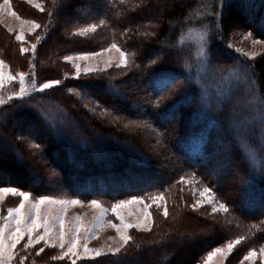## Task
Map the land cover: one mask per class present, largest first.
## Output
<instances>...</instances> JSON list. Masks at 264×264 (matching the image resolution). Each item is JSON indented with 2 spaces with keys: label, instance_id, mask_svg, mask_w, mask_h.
I'll return each mask as SVG.
<instances>
[{
  "label": "trees",
  "instance_id": "obj_1",
  "mask_svg": "<svg viewBox=\"0 0 264 264\" xmlns=\"http://www.w3.org/2000/svg\"><path fill=\"white\" fill-rule=\"evenodd\" d=\"M50 5L51 28L47 35H39V53H43L39 66L89 52L91 45L73 42L64 34L66 25L100 21L118 33L123 48L136 55L138 66L119 79L73 83V89L88 92L107 109L104 123L89 118L82 105L63 97L61 90L39 101L35 97L31 108L20 102L0 108V145L6 150L4 155L0 151V186L118 202L166 191L182 176L195 174L214 188L236 218L222 224L186 216L195 224L184 228L177 224L179 218L177 226L168 227L161 238L138 245L124 256L88 264H199L212 249L236 235L251 233L255 244H264V180L258 181L250 172L229 123L217 116L207 118L203 91L183 69L190 47L178 43L186 27L208 20L220 23L224 34L251 33L264 41V0H224L222 7L218 0H126L123 4L120 0H52ZM205 6L211 7V16L195 22ZM0 38L3 43L9 41L11 55L15 41L2 32ZM219 48L212 43L211 51ZM13 65V69L18 66L16 61ZM46 69L53 75L57 71L50 65ZM255 71L264 90V56ZM169 81H175V87L168 88ZM50 106L55 113L51 117L62 123L59 127L45 117L43 111ZM128 122L147 125L136 130ZM68 124H75V133L88 141L79 144L71 136L73 140L64 144L63 138L58 139L60 128ZM127 125L133 130L125 129ZM115 144L123 150H114ZM122 144L134 149L127 151ZM31 145L38 150L30 151ZM200 224L212 232L210 237L178 239L192 234Z\"/></svg>",
  "mask_w": 264,
  "mask_h": 264
},
{
  "label": "rangeland",
  "instance_id": "obj_2",
  "mask_svg": "<svg viewBox=\"0 0 264 264\" xmlns=\"http://www.w3.org/2000/svg\"><path fill=\"white\" fill-rule=\"evenodd\" d=\"M2 3L3 0H0V4ZM50 3H52V0H11L13 11H16L18 15L26 20H33L39 23L41 27L36 29L35 32H30V26L27 24L24 25L25 39L23 42H19L15 40V35L19 33L21 27L19 21L10 15H5L3 18H0V31L2 34H7V36L9 35L15 41L13 49H11V55H9V41L7 43H3L2 39L0 38V59L4 60V62L8 65V67L4 69L6 81L8 73L15 75L17 73L24 72L27 74L26 80L31 81L33 78H35L37 84L48 80H60L61 84L51 90H45L43 93L35 92L26 100L13 98L9 103L0 106V108L3 109L5 106L9 107L13 105L14 102L24 103V107L31 108V105L35 101V97H37L39 101L40 97L46 96L48 94L52 95L57 90H61L63 97L69 98L76 104H81L82 106H80L83 108V111L89 118H97L96 121L104 123L105 118L109 116L107 109L103 108L101 103L89 95L88 92L82 91L80 89L79 91L77 89H73V83H89L95 82L99 79L113 80L125 77L129 72L137 68L138 65L136 55L132 57L135 61L134 65L127 70L118 69L115 67L116 59L119 56V53H117L115 50H113L111 53H107L104 56H97L89 60L68 62L63 58L55 63L50 62L48 64L45 63L42 64V66H39L38 62L40 59H42L43 53H39L40 48L37 43L35 54H33L31 51V44L37 42V38H39L40 34L44 33L47 35V31H49L51 28L52 16L49 10L51 7ZM35 4H40L44 8V11L41 12L38 8L34 7ZM209 7L210 6H205L202 7V9L200 8L199 12L203 11L202 14L196 16V18L193 20L197 22L199 21L200 17L207 19V17L211 16V7ZM217 19H219V17H217ZM213 24L214 21L211 23L208 20L206 22L199 23V25L192 24V26L190 25L185 28L184 33L179 38L178 43L179 46H185L187 48L190 47V56L187 61L184 62L185 64L183 69L185 71L188 70L187 72L189 74L190 80L195 81L203 91V104L205 103L206 105L207 118L208 116H217L221 118V120H224V122L229 123V132L231 133L233 139L242 148L243 157H245L249 163V167L251 169L250 172L254 174L258 181H262L264 180V90H262L260 83L257 80L255 65L258 60L264 56V43L254 44L253 40L257 38H255L253 35L245 39L249 33L230 32L224 34L222 31L218 32L216 25ZM84 26L87 25L73 23H67L66 25L67 28L65 29L64 34L69 37L71 41L91 45L89 52H80L73 54L72 56L84 53L99 52L108 47V45L113 41L123 47L124 43L119 39L118 33L109 29L106 23L98 27L95 33H89L87 37L73 35L74 32L78 31L79 28ZM8 28H12L14 31L9 33ZM190 29L200 32L206 30L208 32V41L203 57L199 55V38L195 31L192 35H189ZM181 41H183V43H181ZM214 42L218 43L220 48L219 50L214 49L211 51L212 43ZM21 44L28 48L29 51L22 54L20 51ZM229 45H231V47H229ZM235 49H240V52H236ZM244 52L257 53L258 55H256V58L253 60L242 55ZM12 53L17 55V60L14 59ZM216 55H221V59L220 56H218V62H216L214 59L217 57ZM109 56L113 59V66L104 70V61L108 59ZM14 61H16L18 64L16 69L12 68L15 66L13 65ZM226 61L227 64H225ZM72 63H79L81 66V73L78 79L76 78L75 69L72 67ZM49 65L52 68L57 67L55 75L49 74V71L46 69L49 67ZM89 65L101 69V71L85 74L84 69ZM51 77H53V79H51ZM43 79H45V81H43ZM253 81L255 83H253ZM18 90L19 86L15 81H13L11 84L6 82L3 95L5 98H7L9 94ZM64 105L67 107L68 104ZM43 112H45V117L52 118L50 121H52L55 126L59 127L60 124H62L56 118L51 117V115L55 114L51 106L45 109ZM127 124L131 125L133 128H136V130L139 128V125H141V127H144V124L147 125L146 123L143 124L140 122H128ZM128 125L124 128L127 130H133L130 129V126ZM74 126L75 124H68L63 126L65 127L64 129L61 127L58 139L63 138L64 144H69V140H73L71 139V136H75L74 139H78L79 144L87 142L88 140H86L82 134L78 133V131L75 133V128H73ZM110 126L112 127L111 124ZM145 128L147 129L148 127ZM84 134L86 137H88L86 133ZM93 139L96 140L95 142L98 144H101V142L98 141L96 137L93 136ZM100 140L102 141V139ZM81 141H83V143H81ZM36 146L37 145L28 146V149L30 151H37L38 148ZM122 146L128 148L127 151L134 149L131 146L128 147L124 146L123 144ZM115 147L116 149L114 150H120V152L123 150L119 148L117 144H115ZM4 148V145H0V151L3 155L5 154L4 152H6ZM184 176H187L189 179L193 178L192 175ZM203 185L204 184L201 183L200 185H196V187L199 188ZM193 191L194 189L192 185L178 184L176 182L166 191L159 192L164 193L166 196V204L169 211L168 217L165 218L161 211L158 210L157 205L152 204L151 207L147 209V211L151 213L152 231L143 232L138 231L135 228L129 229L128 235L132 237V239L129 241V244L124 249H122L118 256H124V254L127 252L136 249L138 245H141L147 241L161 238L164 234H166L168 227L170 228L177 226L174 223H176L179 218H181V223L177 224H179V227L181 228H184L183 226H187L189 224H195L191 219L188 222L186 216H201L203 219L212 220L222 224H226L228 222L233 223V221L236 220L234 214L231 213L230 210L226 214L216 213L214 215L210 214L211 209L208 205H204L198 210H193L189 205H191L198 196V193L197 196H194ZM32 194L35 197L49 196L57 199H78L68 195L67 193H63V191L55 193V195ZM220 199L223 200L222 198ZM81 201L84 202L83 207L70 206L66 209L64 216L66 223H75V217L80 216L82 218L81 222L86 227L95 224V217L98 214V210L92 209L88 206L90 201ZM99 201H101L105 207H110L112 204L116 203L105 200ZM16 203V198L10 196L6 197L4 203L0 204V215H6V208L9 206H15ZM146 203H149V201H146ZM159 204L161 207H163L165 201H160ZM60 211V207L57 206L54 209V214H57ZM119 211L126 224L136 223L137 219L143 215L144 205L131 204L126 208L119 209ZM181 214H183V217H181ZM105 219L110 220L117 225L120 223L111 212L108 213ZM196 228L199 230L196 229L193 232L194 234L192 233L184 236L182 235L178 239L185 241L188 239L193 240L195 238H208L211 236L212 232L210 230L204 229L201 224ZM95 232L96 234L90 240V242H88L87 247L89 249H104V254L101 256L97 257L92 255H83V243L86 232L85 230H81V244L77 246L76 251L78 255L76 256H73L71 253H69L62 259H54V257L61 256V250L59 248L47 247L44 245L43 241L24 252L22 251V248L24 242L27 240V237H25V241H22L21 244L17 246V251L20 252V256H17L16 260H14L12 264H19L20 258L25 255L27 256V259L24 260L23 264H88L98 259L117 257L108 253L109 247L115 248L120 246L122 243L119 234L111 226V224L101 222L97 225ZM237 238H242L241 243L235 245L232 252L227 256L226 259L223 255H217L213 257L211 261H206L205 258L207 255H205L199 264H221V261H223V264H264V254H262L260 251L261 248H264V244H255V240L251 238V233L248 236L236 235L230 240ZM41 247L44 248V251L40 252L39 255H36ZM66 248L67 245L65 246V250ZM253 249L256 251V256L252 259L245 260L244 256ZM133 264L140 263L136 262Z\"/></svg>",
  "mask_w": 264,
  "mask_h": 264
},
{
  "label": "snow or ice",
  "instance_id": "obj_3",
  "mask_svg": "<svg viewBox=\"0 0 264 264\" xmlns=\"http://www.w3.org/2000/svg\"><path fill=\"white\" fill-rule=\"evenodd\" d=\"M126 0H120V3H125ZM224 0H218V5L223 6ZM34 7L38 8L41 12L44 11V8L40 4H35ZM215 10L213 15L215 16ZM5 15H10L15 17L20 23L19 33L15 35V40L23 42L25 39L24 34V25H29V31L35 32L36 29H39L41 25L33 20H26L17 14L16 11H13L11 0H3V3L0 4V18H3ZM215 22V21H214ZM104 21L99 23H91L87 26L79 28L78 31L74 32L73 35L80 37H87L89 33H95L97 28L102 26ZM217 31H221L220 23H216ZM14 30L8 28V32L12 33ZM195 31L196 35L199 38V55L204 56L208 41V32L189 30V35H192ZM147 35V34H145ZM252 34L249 33L245 39L249 38ZM39 38L37 42L31 44V51L35 54L37 43H39ZM183 43V41H181ZM254 44H261L264 41L260 39H254ZM231 47V45H229ZM115 50L119 53L118 58L115 62V67L118 69L127 70L134 65L135 61L132 57L135 54H130L129 51L122 46L118 45L115 41L111 42L108 47L104 48L99 52L93 53H84L80 55H69L64 57L68 62H73L77 60H89L97 56H104L107 53H111ZM21 53H26L29 51L28 48L24 47L21 44L20 48ZM236 52H240V49H235ZM242 55L249 57L250 59H255L257 53L244 52ZM155 63V61H153ZM113 66L112 57H108L104 61V70ZM8 65L4 60L0 59V106L9 103L13 98L19 100H26L28 97L32 96L33 93L39 92L43 93L45 90H51L56 86L61 84L60 80H48L42 83L37 84L35 78L31 81L26 80V73L20 72L15 75L8 73L7 81L5 80L4 69ZM34 67V66H33ZM72 67L75 69L76 78L78 79L81 73V66L79 63H72ZM101 71L96 67L89 65L84 69L85 74ZM34 75V74H33ZM15 81L19 90L12 92L5 98L3 95V90L5 89L6 82L11 84ZM253 83H255L253 81ZM175 81H169L168 88L175 87ZM71 91V90H70ZM95 103V102H93ZM87 107V106H86ZM98 107V105H97ZM91 110V109H90ZM38 147V146H36ZM178 184H187L193 186V195L198 196L194 202L189 205L193 210H198L204 205L210 206V214L214 215L216 213H228L229 206L223 200L218 197L217 192L213 187L208 185H203L202 187L197 188L196 185H200L202 182L195 178L189 179L187 176H182L180 180L177 181ZM183 190V189H182ZM13 197L17 199L15 206H9L6 208V215H0V264H12L16 260L17 256H20V252L17 251V246L21 244L22 241L26 242L23 244L22 251L26 252L28 249L33 248L35 245L40 244L41 241L44 242V245L51 248H59L61 250V256L54 257V259H62L64 256H67L71 253L73 256L78 255L77 246L81 244L80 232L85 230L86 236L83 243V255H92V256H101L104 254V249H89L87 247L88 242L96 234L95 230L98 224L101 222L111 224V226L119 234L120 240L122 243L120 246L115 248H108V253L112 256H118L122 249H124L129 241L132 239L128 235V230L135 228L138 231L151 232L152 231V219L151 213L147 211L152 204H156L158 210L161 211L162 215L167 218L169 215L168 207L166 204V196L164 193H154L148 196H133L130 199L121 200L112 204L110 207H105L103 203L99 200L93 199L90 201L88 206L92 209L98 210V214L95 217L96 223L90 226H85L81 221L80 216L75 217V223H66L64 216L66 209L70 206H84V202L78 199H57L49 196H40L35 197L31 192L23 191L14 186H0V204H3L6 197ZM149 201V203H146ZM160 201H165L163 207L159 204ZM131 204H142L144 205V211L142 217L137 219L136 223L126 224L124 218L121 216L119 209L126 208ZM59 206L61 211L57 214H54V209ZM111 212L117 220H119V225L113 223L110 220H106V216ZM242 238H237L234 240H229L225 245L216 247L212 249L206 256V261H211L213 257L217 255H223L226 259L227 256L232 252L235 245L241 243ZM67 248L65 250V246ZM44 248L41 247L36 255H39L40 252H43ZM261 253L264 254V248L260 249ZM256 256L255 249L249 251L247 255L244 256L245 260L252 259ZM27 259V256H22L20 258L19 264H23L24 260ZM223 264V261H221Z\"/></svg>",
  "mask_w": 264,
  "mask_h": 264
}]
</instances>
